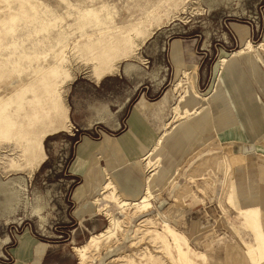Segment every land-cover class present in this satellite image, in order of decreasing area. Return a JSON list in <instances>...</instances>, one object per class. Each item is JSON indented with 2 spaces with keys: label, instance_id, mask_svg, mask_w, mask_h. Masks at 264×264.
<instances>
[{
  "label": "rangeland",
  "instance_id": "1",
  "mask_svg": "<svg viewBox=\"0 0 264 264\" xmlns=\"http://www.w3.org/2000/svg\"><path fill=\"white\" fill-rule=\"evenodd\" d=\"M261 50L264 0H0V264H264Z\"/></svg>",
  "mask_w": 264,
  "mask_h": 264
},
{
  "label": "crops",
  "instance_id": "2",
  "mask_svg": "<svg viewBox=\"0 0 264 264\" xmlns=\"http://www.w3.org/2000/svg\"><path fill=\"white\" fill-rule=\"evenodd\" d=\"M249 40L248 39H245L244 41H243V43H242V45L241 46H243L244 45V43L245 42H248ZM260 45H262V43H259V44H254L253 46L254 47H259ZM240 46V47H241ZM247 46H251V44L250 43H248L247 44ZM239 47V48H240ZM238 48V49H239ZM176 46H173L172 47V49H171V56L173 57V58H176V61H174V65H175V67L178 69V70H182V69H180V61H179V59H178V56H177V51H176ZM237 49V50H238ZM243 49V48H242ZM235 50V51H233V52H230V55H232V56H236V55H238V56H241L242 58H244V60L245 61H248L249 63H250V65L252 66V67H254V68H256L257 67V64H256V57H253L252 55H253V53H252V50H250V48H246V51H244V50ZM261 51H263L264 52V50H261ZM240 52V53H239ZM242 53V54H241ZM222 60H225V58L223 59L222 58ZM182 72L183 73H185L186 71L185 70H182ZM180 79V78H179ZM179 79H177L176 80V83H175V85H179L180 84V82H181V80H179ZM197 96H198V94H197V92L195 93ZM176 108V107H175ZM157 141H159V140H157ZM158 144V142L156 143V145ZM216 146V145H215ZM156 148V147H155ZM152 151H154V149L152 150ZM152 151H151V154H152ZM150 153V152H149ZM149 153H147V155L149 154ZM219 155H221L222 157H220V161L221 162H225V164H226V161L223 159V158H226L228 161H229V168L227 167V168H225L226 166H223V168H224V175L226 176L227 175V173H228V171H231L232 170V160H231V158L230 157H228L227 155H225L224 153H222L221 151H219ZM214 158H219V156H217V157H212L211 159H214ZM233 158V157H232ZM207 159H204V160H202V161H206ZM219 161V160H218ZM202 162H200L199 164H201ZM214 164V163H213ZM215 165H217V164H215ZM227 169H228V171H227ZM177 172V171H176ZM175 172V173H176ZM155 177H156V170H154L149 176H148V178H147V181H145V188H144V192H143V194H141L140 196H142V195H144V194H146V190L147 189H149L150 191L152 190V191H155L156 190V185H155V183H154V179H155ZM172 177H173V175H171L170 177H169V181L172 179ZM150 181H151V183H150ZM103 188V186L101 187V189ZM139 187H137V189L135 190L136 192L135 193H133V194H131V193H129V194H127L128 196H130V195H139V189H138ZM151 191V192H152ZM236 194H237V198H238V203H237V199H236V197H235V192H234V190H233V186L231 187V189H230V192H229V194H228V196H227V202H232L231 204L236 208V210L238 211V214H241L242 215V217H241V221L243 222V224L245 225V226H248L249 228H251V230H252V232H253V234H254V242L253 243H255L256 244V242H257V236H258V233H260L261 234V239L264 241V232H263V230H262V226H261V224H260V221H261V216H262V214H264V190H262L261 192H260V194H261V196H260V198L258 199V201L256 202V203H251V204H248V205H246V206H244L245 208H243V207H241L240 205H239V197H240V195H239V192H238V190H237V188H236ZM139 196V197H140ZM95 200V199H94ZM93 200V201H94ZM127 200V199H126ZM231 200V201H230ZM133 201V200H132ZM131 202V201H130ZM261 206H263V207H261ZM259 208H260V210H261V212H262V214H261V212H260V210H259ZM103 214L105 215V217L107 218V220H108V216H107V214H106V212H103ZM258 232V233H257ZM92 235V234H91ZM89 238V237H88ZM87 238V239H88ZM258 239L260 240V242L262 243V240L259 238V236H258ZM247 243H249V242H247ZM78 247V246H77ZM75 248V247H74ZM74 251V253H75V250H73ZM232 253H233V255L232 256H234V251H232ZM235 253H237V256H239L240 258L239 259H241L242 257H241V255H240V253L238 254V252H235ZM76 255V254H75ZM77 257V256H76ZM235 259V257H232V259ZM37 262H38V257L36 258V261H35V263L34 264H37ZM77 262V261H76ZM76 262H75V264H76Z\"/></svg>",
  "mask_w": 264,
  "mask_h": 264
},
{
  "label": "bare ground",
  "instance_id": "3",
  "mask_svg": "<svg viewBox=\"0 0 264 264\" xmlns=\"http://www.w3.org/2000/svg\"><path fill=\"white\" fill-rule=\"evenodd\" d=\"M240 53V52H239ZM186 73V72H185ZM186 75V74H185ZM189 77V75L187 76ZM151 152L148 154L150 155ZM217 161V160H216ZM202 163H205L204 161ZM214 164H216V162H214ZM112 186V185H111ZM108 187V183H105V185H103V191H105V189H107ZM110 189V188H109ZM112 189V188H111ZM108 195L107 196H104L102 199H104V201H113V202H117L119 206H125V205H132V204H136L137 205V209L138 210H147V207L149 206V202H148V199L152 196V192L147 189L146 190V194L140 196L137 200V202L135 200H118L116 198V195H113V192L112 191H109L108 190ZM95 201H98V200H95ZM131 201V202H130ZM135 205V206H136ZM163 225L165 227V231L172 236V238L174 240H176V235H175V232L174 230L172 229L171 225L168 224L167 222L163 221ZM103 231V230H102ZM102 232H100L98 235H91L88 239L89 241L95 243V247L97 246L98 242H99V237L102 236ZM105 234V233H104ZM248 245V244H246ZM251 246V245H250ZM257 246V247H256ZM256 250L257 252L262 253V250L264 248V246L262 245V243L260 242V240L258 239V236H257V242H256ZM177 249V254L178 256L182 259V261H186V262H189V259H188V249H189V245H186V247H181V245H177L176 247ZM80 250H82L80 248ZM79 250V251H80ZM235 257V260L236 258L239 259V257L237 256V253H234V256ZM261 257V255H260ZM240 260V259H239ZM239 260L237 262H239Z\"/></svg>",
  "mask_w": 264,
  "mask_h": 264
}]
</instances>
